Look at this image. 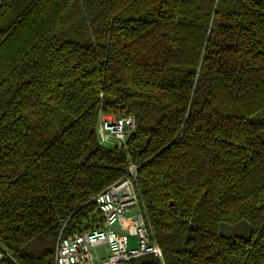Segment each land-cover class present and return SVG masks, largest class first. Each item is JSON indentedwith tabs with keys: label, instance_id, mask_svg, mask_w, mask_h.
Listing matches in <instances>:
<instances>
[{
	"label": "trees",
	"instance_id": "16d2710c",
	"mask_svg": "<svg viewBox=\"0 0 264 264\" xmlns=\"http://www.w3.org/2000/svg\"><path fill=\"white\" fill-rule=\"evenodd\" d=\"M129 162L162 257L128 264H264V0H0V264H54Z\"/></svg>",
	"mask_w": 264,
	"mask_h": 264
},
{
	"label": "built area",
	"instance_id": "2783aa9c",
	"mask_svg": "<svg viewBox=\"0 0 264 264\" xmlns=\"http://www.w3.org/2000/svg\"><path fill=\"white\" fill-rule=\"evenodd\" d=\"M135 128L133 116L112 117L100 114L97 133L106 147L126 149ZM103 142H107L105 145ZM138 167L129 162L124 175L93 198L95 209L90 228L70 235L59 234L54 249V264H128L145 255L161 258L144 207L136 190ZM130 214V217L127 215ZM130 237L137 246L128 247ZM104 247V256L97 248Z\"/></svg>",
	"mask_w": 264,
	"mask_h": 264
},
{
	"label": "rangeland",
	"instance_id": "374dc122",
	"mask_svg": "<svg viewBox=\"0 0 264 264\" xmlns=\"http://www.w3.org/2000/svg\"><path fill=\"white\" fill-rule=\"evenodd\" d=\"M105 145H108L107 142H103ZM131 215L128 214L127 217H130ZM88 230V229H87ZM86 231V230H85ZM221 232L222 234L226 236H243V237H248L250 228L247 223L245 222H240L234 226H222L221 227ZM137 246V239L135 237H130L128 241V247L129 248H134ZM97 253L99 256H104V247L100 246L97 248Z\"/></svg>",
	"mask_w": 264,
	"mask_h": 264
}]
</instances>
